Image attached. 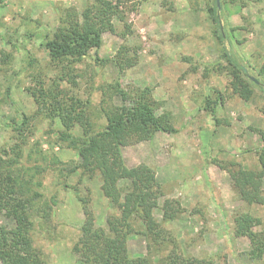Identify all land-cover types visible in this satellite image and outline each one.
Returning <instances> with one entry per match:
<instances>
[{"label":"rangeland","instance_id":"rangeland-1","mask_svg":"<svg viewBox=\"0 0 264 264\" xmlns=\"http://www.w3.org/2000/svg\"><path fill=\"white\" fill-rule=\"evenodd\" d=\"M112 1L124 20L106 16L114 30L101 31L99 62L94 49L82 59H54L45 47L63 10L83 14L93 0H0V154L20 140L11 122H20L24 113L26 124L19 129L27 141L24 163L38 159L45 165L56 156L74 165L80 156L59 139L62 120L73 124L76 135L85 132L87 122L103 130L106 115L124 103L112 88L116 83L130 94L148 87L158 113H168L175 130L145 139L128 135L116 160L118 187L130 184L122 175L126 171L136 174L159 230L157 235L147 230L143 210L133 214V229L126 235L132 257L147 258L149 264H161L169 254L197 264H264V177L257 185L244 183L250 193L245 198L230 173L239 167L260 170L264 91L254 86L250 100L232 92L224 47L208 13L215 0ZM219 13L228 35L225 45L238 60L244 58L251 78L264 79V0H220ZM220 93L223 103L214 113L205 100L215 101ZM39 149L47 154L35 156ZM54 166L32 179L42 182L44 199L55 195L57 201L55 233L36 227L34 244L48 264H81L73 250L88 217L80 198L89 205L94 228L106 232L109 220L121 216L120 206L106 196L98 170L63 176ZM256 189L261 202L252 199ZM166 213L173 217L166 219ZM250 215L252 230L240 234L238 220ZM0 221L14 225L6 216Z\"/></svg>","mask_w":264,"mask_h":264},{"label":"trees","instance_id":"trees-1","mask_svg":"<svg viewBox=\"0 0 264 264\" xmlns=\"http://www.w3.org/2000/svg\"><path fill=\"white\" fill-rule=\"evenodd\" d=\"M219 9L217 0H215L214 5L208 7V13L215 25L214 33L224 47V57L227 59L232 75L231 90L242 99L250 100L254 94V86H258L264 91V79L258 78L259 83H256L248 74V70L245 68L246 64L242 63L244 58L240 57L238 60L237 53L225 45L228 35L221 21ZM121 13L120 5L112 0H93L83 14L74 8L63 10L59 16L57 29L52 36L47 35L45 47L54 59L64 57L82 59L94 49L95 59L100 62L102 59L97 52L102 45L101 31L102 29L114 30L111 19L106 16L108 14L119 15L124 20ZM123 51L124 48L120 50L118 56H121ZM116 61L120 67L123 66L119 58ZM125 65L131 66L133 62L127 59ZM260 74L263 75L264 71ZM112 88L115 94L122 97L124 103L118 111H112L106 115L107 125L103 130H93L90 123L87 122L84 127L85 132L76 135L72 130L73 124H70L69 121L66 122L65 119L62 120L64 129L61 130L59 139L68 142L70 147L78 152L80 161L71 165L63 163L54 156L55 158L49 163L51 166L55 164V170L59 169L63 176L79 169L92 174L98 170L102 176L106 196L110 202L120 206L121 216L109 220L110 232H106L103 229L94 228L89 205L86 200L80 198L84 212L88 217L86 223L81 227L82 235L73 245V250L78 255L81 264H149L147 258L132 257L127 247L126 235L133 229L129 218L133 214H140L142 210L144 213L140 214V217L146 222L147 230L157 235L159 230L157 222L150 214V199L140 191L142 184L133 172L126 171L122 174L130 180L128 187L123 190L118 187L116 160L120 156L121 146L128 135L134 134L145 139L152 137L157 131L172 132L175 127L168 113H158V102L151 96L149 97L148 93L151 94V89L148 87L146 89L136 88L131 94L125 91L120 83H116V86ZM210 97L205 101L208 103L207 107H211V111L215 113L217 105L223 103V96L220 93L215 101ZM130 98L131 103L128 104L126 101ZM211 102L213 103L211 104ZM21 115L20 122L15 119L11 122L15 131L21 136L18 137L20 140L7 148L6 154H0V219L6 216L14 222V225L9 227L0 221V263L48 264L42 249L35 247L32 233L38 226L42 233L48 232L50 235L55 233L52 210L57 201L55 195H51L50 198L47 196L48 199H44V194L39 191L42 182L38 179L32 180L37 176H43L50 169V164L44 165L38 159L31 165L24 163V147L27 141L23 135L24 130L19 129L25 126L27 116L24 113ZM262 137L264 138V131ZM38 153L44 154L45 152L39 149L34 152V155L36 156ZM258 156L259 172L241 167L233 172L230 171L242 188L241 194L245 198L250 193L245 190L244 183L252 182L257 185L264 177V147L258 151ZM59 164L63 167L58 168ZM122 193L124 200L121 199ZM38 197L41 198L34 201ZM252 199L258 202L262 201L258 189L254 191ZM172 215V213H166L165 218L171 219ZM36 216L40 217V221H36ZM252 221L251 215L249 217L242 216L238 220V232L248 234V231L252 230ZM195 261V259L180 258L176 254H169L166 258H162L161 264H197Z\"/></svg>","mask_w":264,"mask_h":264},{"label":"water","instance_id":"water-1","mask_svg":"<svg viewBox=\"0 0 264 264\" xmlns=\"http://www.w3.org/2000/svg\"><path fill=\"white\" fill-rule=\"evenodd\" d=\"M217 4H218V6L220 7V0H217ZM252 79H253L256 83H259V81H258L256 78L252 77Z\"/></svg>","mask_w":264,"mask_h":264}]
</instances>
